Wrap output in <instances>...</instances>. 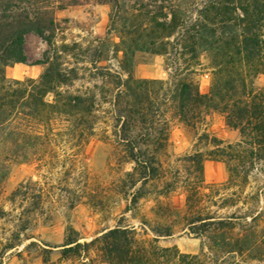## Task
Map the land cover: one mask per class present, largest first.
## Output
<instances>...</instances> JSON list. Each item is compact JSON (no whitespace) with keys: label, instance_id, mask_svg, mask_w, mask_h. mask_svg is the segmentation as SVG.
<instances>
[{"label":"trees","instance_id":"1","mask_svg":"<svg viewBox=\"0 0 264 264\" xmlns=\"http://www.w3.org/2000/svg\"><path fill=\"white\" fill-rule=\"evenodd\" d=\"M94 2L113 10L112 23L122 39L121 67L127 77L99 71L102 89L108 84L114 94L119 130L109 161L114 176L99 186L97 195L86 186L78 196L73 190L69 193L100 212L114 202L125 201L121 216L136 215L138 205L153 197L150 217L138 219L144 234L150 232L154 238H139L120 218L114 229L85 244L70 230L62 260L84 257L87 264H264V209L251 208L259 203V194L249 185L254 156L264 160V87L256 86V80L264 75V0ZM64 9L60 0H0V222L10 215L7 205L23 209L30 201L38 207L44 201L42 194L36 196L32 190L38 185L32 181L6 197L14 168L49 161L50 151L59 145L81 152L96 136V97L89 91L75 94L64 89L76 81L77 74L63 70L57 53L34 64L47 66L38 80L10 82L6 78L7 68L27 65L24 44L29 34L52 46L58 30L56 14ZM138 57L145 64L164 58L172 74L169 81L137 78L134 67ZM203 60L211 75L208 94L200 91ZM213 115L222 117L226 127L243 141L219 154L229 159V178L223 186L205 185L201 152L185 157L170 152L176 126L194 133ZM199 140L221 149L222 142L208 133ZM125 165L131 169L124 170ZM177 186L185 197L182 211L175 209L169 197ZM222 191H233L243 206L239 209L242 214L220 216L212 210L218 205L235 207L231 197H220ZM26 215L30 216L24 225L37 221L32 212H24ZM26 230L13 232L9 238L0 235V264L8 252L32 240L22 237ZM179 230L200 241V255L159 245L173 240Z\"/></svg>","mask_w":264,"mask_h":264},{"label":"rangeland","instance_id":"2","mask_svg":"<svg viewBox=\"0 0 264 264\" xmlns=\"http://www.w3.org/2000/svg\"><path fill=\"white\" fill-rule=\"evenodd\" d=\"M65 9L56 14L57 32L52 46H49L40 37L29 34L25 38L24 49L28 58L27 65H14L6 69V78L10 82L38 80L46 71L47 66H34L36 62L45 57H52L54 53L61 57L63 70H75L76 81L65 90L84 94L91 92L96 97V136L91 139L85 150L78 152L71 147L59 145L50 151L49 161L45 163H32L23 168H14L11 178L6 185V197H9L21 184L32 181L38 184L32 187L36 196L42 194L44 201L36 206L30 201L23 209L7 205L10 213L0 222V235L9 238L14 232H21L27 228L23 236L32 240L24 241L16 250L8 252L3 264H87L81 260L63 261L62 249L66 244L69 231L77 236L80 244L91 242L95 237L114 229L117 221L123 218V225L134 228L139 238L151 240L154 236L147 235L141 230L140 216H149L153 206V197L142 201L138 205L136 215L131 213L121 216L126 202H114L109 209L102 212L93 209L90 203L74 199L86 186L87 189L98 194L101 184L109 182L113 175L110 168V157L116 146L118 129L113 107V89L103 83L99 71H109L115 75H124L121 63L123 60L122 39L116 24L112 23L113 10L110 6H99L94 0H60ZM207 61L203 60V68L199 78L200 91L208 94L211 75L207 69ZM134 74L142 80H155L167 82L172 74L164 58H157L150 64H145L138 57L135 60ZM258 88L264 87V75L256 80ZM51 101L52 97H48ZM203 133L222 142L217 150L209 142L199 140ZM243 141L240 135L229 130L224 119L218 115L208 118L204 125L194 133L176 126L171 133L170 152L175 157H185L196 152L204 155V182L207 186H223L227 183L229 159L219 156L227 146H237ZM254 169L250 176V187L254 193L259 194V203L251 204L253 211L261 212L264 209V160L254 156ZM124 170L129 171L131 165H125ZM173 178V177H172ZM171 181L172 179L169 178ZM174 179V178H173ZM233 191H222L221 198L231 197V204L235 207H212L220 216L242 214L239 209L238 198L233 197ZM170 200L175 209L182 211L185 197L177 186L170 191ZM78 198V197H77ZM248 205L246 209L251 206ZM240 211V212H239ZM32 212L37 221L25 224ZM27 226V227H26ZM23 228V229H22ZM188 231L175 235L173 240L160 241L161 247H175L182 254L198 256L201 253V243L194 236L186 234ZM34 244V245H32ZM42 250H47L46 254ZM205 252H207L205 250Z\"/></svg>","mask_w":264,"mask_h":264},{"label":"crops","instance_id":"3","mask_svg":"<svg viewBox=\"0 0 264 264\" xmlns=\"http://www.w3.org/2000/svg\"><path fill=\"white\" fill-rule=\"evenodd\" d=\"M188 255V254H187Z\"/></svg>","mask_w":264,"mask_h":264}]
</instances>
